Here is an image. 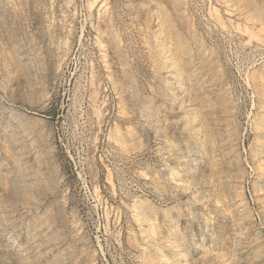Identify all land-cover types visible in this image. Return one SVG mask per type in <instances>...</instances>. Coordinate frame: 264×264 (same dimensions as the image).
I'll return each mask as SVG.
<instances>
[{
    "label": "rangeland",
    "instance_id": "1",
    "mask_svg": "<svg viewBox=\"0 0 264 264\" xmlns=\"http://www.w3.org/2000/svg\"><path fill=\"white\" fill-rule=\"evenodd\" d=\"M0 264H264V0H0Z\"/></svg>",
    "mask_w": 264,
    "mask_h": 264
},
{
    "label": "bare ground",
    "instance_id": "2",
    "mask_svg": "<svg viewBox=\"0 0 264 264\" xmlns=\"http://www.w3.org/2000/svg\"><path fill=\"white\" fill-rule=\"evenodd\" d=\"M101 21V20H100Z\"/></svg>",
    "mask_w": 264,
    "mask_h": 264
}]
</instances>
